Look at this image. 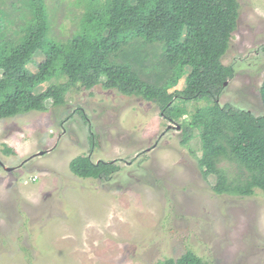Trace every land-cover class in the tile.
<instances>
[{"label": "rangeland", "instance_id": "374dc122", "mask_svg": "<svg viewBox=\"0 0 264 264\" xmlns=\"http://www.w3.org/2000/svg\"><path fill=\"white\" fill-rule=\"evenodd\" d=\"M46 3L51 37L65 40L81 11L75 0ZM238 3L223 58L234 77L219 103L259 116L264 0ZM184 86L181 80L171 92ZM206 104L176 106L191 114ZM47 106L0 120V264H159L189 250L209 264H264V193L215 194L214 178L199 165L197 131L184 145V117L169 121L156 104L101 85L71 88L64 106ZM79 156L117 161L120 171L109 180L79 178L70 169ZM220 166L237 173L228 162Z\"/></svg>", "mask_w": 264, "mask_h": 264}, {"label": "trees", "instance_id": "16d2710c", "mask_svg": "<svg viewBox=\"0 0 264 264\" xmlns=\"http://www.w3.org/2000/svg\"><path fill=\"white\" fill-rule=\"evenodd\" d=\"M74 6L81 11L76 30L54 40L46 0H0V120L45 112L49 101L64 106L71 88L101 85L156 104L169 121L184 117V145L197 131L199 165L205 179L214 178L215 194L264 193V114L219 103L234 77L223 58L238 27V0H75ZM181 80L184 89L171 92ZM261 98L264 106V82ZM179 100L207 104L188 114ZM70 169L101 180L120 171L117 161L89 156L73 159ZM159 264L209 263L189 250Z\"/></svg>", "mask_w": 264, "mask_h": 264}, {"label": "water", "instance_id": "95a60500", "mask_svg": "<svg viewBox=\"0 0 264 264\" xmlns=\"http://www.w3.org/2000/svg\"><path fill=\"white\" fill-rule=\"evenodd\" d=\"M227 85H228V81L225 82L224 87L227 86ZM44 153L45 152H40V153L36 154L35 156H41V155H44ZM1 166H2V168H4L5 170H7L9 172L14 170V168L5 167L3 164H1Z\"/></svg>", "mask_w": 264, "mask_h": 264}, {"label": "flooded vegetation", "instance_id": "af4514ba", "mask_svg": "<svg viewBox=\"0 0 264 264\" xmlns=\"http://www.w3.org/2000/svg\"><path fill=\"white\" fill-rule=\"evenodd\" d=\"M228 53V52H227Z\"/></svg>", "mask_w": 264, "mask_h": 264}]
</instances>
